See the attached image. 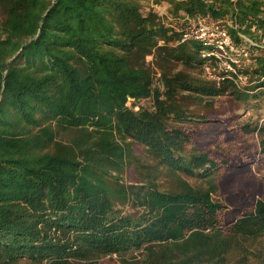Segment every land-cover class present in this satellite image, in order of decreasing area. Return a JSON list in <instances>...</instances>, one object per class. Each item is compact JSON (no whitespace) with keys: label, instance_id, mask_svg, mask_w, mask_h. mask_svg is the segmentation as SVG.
I'll return each instance as SVG.
<instances>
[{"label":"trees","instance_id":"1","mask_svg":"<svg viewBox=\"0 0 264 264\" xmlns=\"http://www.w3.org/2000/svg\"><path fill=\"white\" fill-rule=\"evenodd\" d=\"M149 1L0 0V264H264V0Z\"/></svg>","mask_w":264,"mask_h":264},{"label":"built area","instance_id":"2","mask_svg":"<svg viewBox=\"0 0 264 264\" xmlns=\"http://www.w3.org/2000/svg\"><path fill=\"white\" fill-rule=\"evenodd\" d=\"M190 34L208 48L202 56L214 57L219 66L226 70L234 72V66L239 67L241 61L249 56L247 50L235 46L227 31L218 25L199 24ZM206 72L209 73L208 67ZM239 79L244 80L242 77Z\"/></svg>","mask_w":264,"mask_h":264},{"label":"rangeland","instance_id":"3","mask_svg":"<svg viewBox=\"0 0 264 264\" xmlns=\"http://www.w3.org/2000/svg\"><path fill=\"white\" fill-rule=\"evenodd\" d=\"M146 6L152 7L157 12H159L161 15L165 16L167 13L168 3L166 0H150ZM145 8H148L146 7ZM150 57L147 58L148 61H150ZM260 95V101L256 104H260L256 107L255 103H249L242 104L240 107H238L234 102H230L227 99H224L222 102L218 103L219 111L221 112V115L227 114L230 110H234L236 115L243 121L251 118L254 121H261L264 119V91L259 90L257 91ZM258 108V109H257ZM139 148L134 146V151L137 153V150ZM131 171L124 174V179L127 180L128 177H131ZM190 183H194L193 179L188 180Z\"/></svg>","mask_w":264,"mask_h":264}]
</instances>
